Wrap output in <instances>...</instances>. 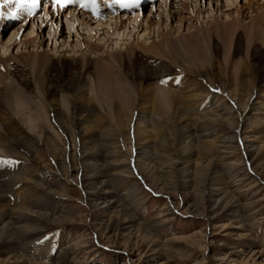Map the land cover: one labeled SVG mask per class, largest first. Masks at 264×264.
Masks as SVG:
<instances>
[{
	"label": "rangeland",
	"instance_id": "374dc122",
	"mask_svg": "<svg viewBox=\"0 0 264 264\" xmlns=\"http://www.w3.org/2000/svg\"><path fill=\"white\" fill-rule=\"evenodd\" d=\"M165 7V4L161 5L160 11H166L168 7ZM245 19L250 18L245 17L244 24ZM78 22L75 25L72 21L66 30L62 29L65 36L71 27L74 33L78 30L86 36L89 26ZM73 26L76 28L73 29ZM155 27L157 29L156 24ZM21 38L23 40L24 36ZM61 40L63 37L58 44ZM243 41V52L239 56L242 60L233 58L230 62L232 66H227L223 59V53L230 45L225 47L218 42L219 56L205 63L203 71L208 73L206 76L201 78L199 76L203 74L196 71V78L188 69H182L179 63L161 79L151 81L163 84L168 90L171 88L170 92L175 91L178 98L172 109L164 108L162 111L150 106L141 114L140 104H136L134 109H121L110 104L100 105L96 100L89 103L84 99L75 103L81 106L86 119H91L89 126L92 130L88 133L94 136L96 144L99 143L100 150L88 151L90 153L85 159L98 167H102L104 160L110 163L107 172L110 173L108 180L111 183L107 188L113 193L103 194L107 188L97 190L99 194L91 193L94 190L86 188L83 182L86 171L78 176L76 170L80 164L75 160L83 152L80 148L83 132L77 131L75 126L71 128L69 119L64 118L65 113H70L69 108L58 104L44 106L49 120L40 118L33 125L34 132L27 128V124L41 114L34 106L30 107V112H22L21 118L17 117L14 124H6L25 145L37 146L41 161L30 159L14 145L12 135H5L0 130V215L3 210L11 209L14 214L21 213L22 216L15 222L17 229H21L12 237L1 232L10 218L3 217L0 221V264H242L243 257L248 256L246 264H264L263 109H259L261 114L257 116L261 123H253L254 115L247 114L250 119L240 126V132L235 130L237 141L242 139L240 150H236L234 144L218 148V140H213L222 128L226 129L228 136L232 135L229 123L221 127L218 123L210 124L209 129L213 131L190 141H176L175 138L180 123L194 126V117L215 110L221 96L224 100L229 98L228 105L232 104L234 101L227 91H234L232 96L240 108L249 103L250 86L256 76L249 74L252 60L246 54V43ZM258 46L264 47L261 41H258ZM1 48L2 45L0 51H3L5 47ZM17 49L19 45L13 52ZM185 64L192 66L187 62ZM234 64L240 67L237 69ZM211 67L213 70L210 72ZM217 71L222 74L217 75ZM236 71L244 73L236 78L232 75ZM30 78L33 79V88L29 90L30 95L35 97L33 101L44 104L46 100L35 87L34 77ZM209 80L229 85L224 92L209 88L208 94L196 97L194 102L178 101L189 92V83L202 84ZM256 84L252 100L259 102L256 103L259 108L264 103V85ZM87 93L85 96L89 97L91 92ZM62 95L71 97L70 93H59L56 97L64 100ZM140 95L142 100L148 99L144 92ZM133 110L141 117L138 131L134 130L135 115L133 121L131 119ZM33 111L37 116L31 113ZM56 116H61L64 121L58 123ZM145 133L149 136L148 142L143 140ZM135 134H138L144 150L140 155L134 150L139 144L134 139ZM221 135L224 136L223 133ZM251 138L255 140L247 141ZM46 141H49L48 145ZM177 149L184 155L178 163L175 162L177 159L173 161ZM107 153L109 156L106 158L104 155ZM112 198L121 201L106 205ZM30 211L34 214L46 213L50 218L60 217L61 222L59 224L58 219L54 224L45 221L40 214L31 217ZM127 215L134 217L143 229L124 230V224H129L124 223ZM11 241H14L12 249L17 257H9L12 252L4 253ZM256 250L262 254H252Z\"/></svg>",
	"mask_w": 264,
	"mask_h": 264
},
{
	"label": "bare ground",
	"instance_id": "6f19581e",
	"mask_svg": "<svg viewBox=\"0 0 264 264\" xmlns=\"http://www.w3.org/2000/svg\"><path fill=\"white\" fill-rule=\"evenodd\" d=\"M165 6L168 9L165 7L166 11H160L159 3V8L154 11H145L141 17L138 15L124 16L114 12V10L112 12L110 10L109 14L102 16L100 19H91L85 16L72 17L68 23L63 22L59 17L49 15L48 19L34 24L32 22L28 27L11 30L5 36L3 33L0 38V47L1 45L2 48L3 46L5 47L3 51H0V130L5 135H12L14 145L19 147L30 159L41 161L39 158L40 151L37 146L25 145L24 142L16 137L14 132L10 131L6 124H14V121H17V117L21 118L22 112L29 111L30 107L34 106L41 113L37 116L34 113L35 111L31 112L37 116V119L28 123L27 128L29 131L34 132L33 125L39 122L40 118L49 120L47 113L43 110L45 109L44 106L51 107L58 104L63 108H69L70 113H65V117H63L69 119L71 128L75 126L78 129L77 131L82 130L83 132L82 138H79L80 148H83V152L79 154L78 159L76 157L75 161H79L80 164L76 171L78 176L86 171L84 173V186L93 189L94 191L91 193L99 194L97 190L107 188L110 182L108 180L110 173L107 172L108 168H110V163L104 160L102 167H98L85 159L86 154L90 153L88 151L100 150L97 146L99 143L96 144L93 139L94 136L88 133L89 130H92L89 126L91 119L87 120L86 114L81 111V106L75 103H79L84 99L89 103L96 100L100 105L110 104L121 107V109H134L136 104H140L142 110L139 113L141 114L145 110L147 111L150 106L162 111L164 108L165 110L172 109L178 98L175 91L170 92L171 88L168 90L160 82V84H155L151 81L161 79L164 75L174 70L179 63L182 69H188L194 77H198L196 71L203 74V76L199 77L206 76L208 73L205 74V71H203L205 70L203 69L205 63L207 64L208 60L210 61L211 58L214 59L219 56L220 47L218 42L223 43L225 47L230 45L223 53V59L226 60L227 66H232L230 62L233 58L236 61H238V58L239 61L242 60L239 56L243 52L242 46L243 40H245L246 54H249V60H252L249 74H254L256 77L252 76L257 81L254 80L250 86L252 91L250 96H248L249 103L245 107L242 106L240 108L238 102L232 96L234 91H227L230 98L234 101H232V104H227L228 97V99L224 100L221 96L220 104L215 110L201 113L194 117V126H190L188 123H180V121L177 131L175 130L177 136H173V138H177L176 141L181 139L190 141L193 138L204 137L208 132L213 131L209 129L210 124L218 123V127H221L229 123V128L233 129L234 134L232 133V135L228 136L226 129L223 130L222 128V132L220 131L221 133L214 137L213 140H218V148L225 144H234L235 149L240 150L242 139L237 141L238 133L236 134L235 130H239L240 126H243L250 119L247 114H253V123L256 122L258 124L261 123L257 117L261 114L260 108L263 109L262 113L264 114V103L258 108L256 103L259 102H253L254 99L252 100L255 84L257 83L256 85L258 86L264 85V47L258 46V41H261L264 45V0H167ZM245 17L250 18L249 20L245 19L246 24L242 23ZM154 18L156 19L155 21H153ZM77 20L82 21L89 27L91 26L90 28L88 27L86 36L83 33L80 34L78 30L74 33L71 30L72 27L66 31L67 35L65 36L62 29L66 30L68 24L70 25L72 21V24L77 25L80 23ZM155 24L157 29H155ZM74 28L76 26H73ZM47 33L51 35L46 36ZM22 36H24L23 40H21ZM62 37L63 40L58 44L59 39ZM73 37L76 40H70ZM231 44L233 47H231ZM18 45L19 49L13 52V49ZM82 45L85 47L83 46L82 48ZM8 50L10 51L6 53L5 51ZM186 62L193 67L187 66ZM236 64L233 67L238 69L240 65ZM28 68H30V71ZM212 70L211 67L210 72ZM241 73L244 72L236 71L232 72V75L237 78ZM218 74L222 73L217 71ZM32 76L34 77L35 87L39 89L46 100L44 104L34 102L33 98L35 97L30 95V91L33 88V79L31 80L30 78ZM189 84L190 87L188 86L187 90L190 93L187 92L185 98L181 97L178 100L180 103L185 101L194 102L193 100H196V97L200 95L203 97L208 94L209 88L220 89L219 91L224 92L226 91V86L229 85L216 80H209L202 84L199 82ZM236 88L238 87L236 86ZM87 92H91L89 97L85 96L88 94ZM142 92L146 94L145 96L148 99L142 100L140 95ZM59 93H70L71 97L66 98L62 95L64 100H60L56 97ZM251 110L257 111L250 113L249 111ZM226 114L228 115L225 116ZM64 118L56 116L58 123H62ZM133 118L134 130L138 131L141 123L140 114L137 113L136 115L133 110L131 114L132 121ZM73 129L75 128L73 127ZM222 133L224 134L223 137ZM137 135L135 134L134 139L139 144L134 150H137V154L140 155L144 153V150H142V142ZM148 137L146 134L144 139H142L148 142ZM254 140V138H251L247 141ZM46 142L48 145L49 141ZM102 142L104 143V141ZM179 149L174 152L173 161L177 159L176 163L184 159V155ZM107 156H109V153L104 155L106 158ZM113 165L117 164L114 163ZM80 180L82 181L81 178ZM226 183L228 182H224V184ZM231 187L228 188L230 189ZM219 189H222V187ZM110 193H113L110 188L103 191L105 195ZM120 201L119 198H112L108 200L106 205L118 204ZM8 211L11 212L10 215ZM126 212L128 211L126 210ZM20 214H14L11 209L3 210L2 215H0V221L5 217H9L10 221L4 223L1 232L4 231L6 236L12 237L17 230H20L21 227L17 229L15 225L16 220L22 218ZM29 214L33 215L34 212L30 211ZM39 214L44 217L45 221L49 220L53 224L56 219L59 220V224L61 222L60 217L50 218L46 213ZM39 214L35 213L31 217H38ZM127 216L128 218H126L127 220L124 223L129 224H124V230L128 229L131 232L143 229V226H140V223H137L134 217ZM41 219L38 218V220ZM134 225L138 226L135 228ZM13 242L11 241L9 247H4V253L9 254L12 252V255L9 256L11 258L12 256L17 257L12 249L14 247ZM253 253L254 255L256 253L262 254L260 250H256ZM232 254L236 253L233 252ZM241 255L239 254V256ZM248 259L249 256L247 258L243 257V263L246 264Z\"/></svg>",
	"mask_w": 264,
	"mask_h": 264
},
{
	"label": "snow or ice",
	"instance_id": "6c2138e0",
	"mask_svg": "<svg viewBox=\"0 0 264 264\" xmlns=\"http://www.w3.org/2000/svg\"><path fill=\"white\" fill-rule=\"evenodd\" d=\"M56 2L61 4V6L63 7L65 2L70 3L72 2V0H56ZM117 2L120 3L121 7H131L133 4L140 3V0H117ZM30 3L35 6L38 3V0H30Z\"/></svg>",
	"mask_w": 264,
	"mask_h": 264
}]
</instances>
